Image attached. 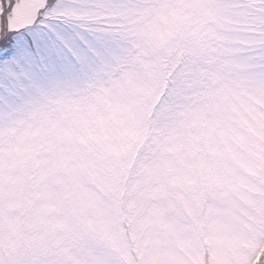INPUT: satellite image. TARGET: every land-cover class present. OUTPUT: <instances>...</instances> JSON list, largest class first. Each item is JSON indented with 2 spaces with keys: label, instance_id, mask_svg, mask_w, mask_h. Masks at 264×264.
<instances>
[{
  "label": "snow or ice",
  "instance_id": "snow-or-ice-1",
  "mask_svg": "<svg viewBox=\"0 0 264 264\" xmlns=\"http://www.w3.org/2000/svg\"><path fill=\"white\" fill-rule=\"evenodd\" d=\"M141 30L158 46L151 99L193 134L190 163L105 228L57 219L37 171L58 166L50 101L129 58ZM0 264H264V0H0Z\"/></svg>",
  "mask_w": 264,
  "mask_h": 264
},
{
  "label": "rangeland",
  "instance_id": "rangeland-1",
  "mask_svg": "<svg viewBox=\"0 0 264 264\" xmlns=\"http://www.w3.org/2000/svg\"><path fill=\"white\" fill-rule=\"evenodd\" d=\"M160 2L178 8L196 0ZM138 22L157 32L168 30L162 17L146 14ZM149 37L143 30L130 34L124 45L129 58L100 68L88 84L50 101L53 111L46 117L42 142L47 148L48 137L56 139L58 166L44 162L37 171L46 191L55 189L64 199L57 219L71 209L105 228L119 201L151 191L190 163L186 153L193 134L177 114H160L159 97L150 96L154 74L148 69L158 46Z\"/></svg>",
  "mask_w": 264,
  "mask_h": 264
}]
</instances>
